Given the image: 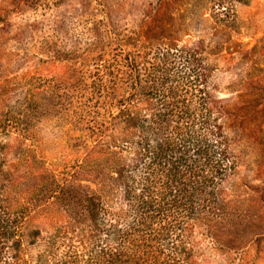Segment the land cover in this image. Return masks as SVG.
Wrapping results in <instances>:
<instances>
[{"label": "rangeland", "instance_id": "rangeland-1", "mask_svg": "<svg viewBox=\"0 0 264 264\" xmlns=\"http://www.w3.org/2000/svg\"><path fill=\"white\" fill-rule=\"evenodd\" d=\"M129 52L172 53L228 136L237 167L207 264H264V0H0V264L62 255L91 208L107 220L127 127L110 65Z\"/></svg>", "mask_w": 264, "mask_h": 264}, {"label": "trees", "instance_id": "trees-1", "mask_svg": "<svg viewBox=\"0 0 264 264\" xmlns=\"http://www.w3.org/2000/svg\"><path fill=\"white\" fill-rule=\"evenodd\" d=\"M110 67L125 83H114L112 91L123 92L113 105L127 127L117 150H109L115 177L110 192L120 196L108 201L107 220L91 208L87 238L67 244L62 255L59 245L48 244L39 260L207 264L201 245L217 240L216 228L226 217L224 184L237 167L219 116L213 115L214 100L193 79L177 75L182 72L170 52L144 58L129 52ZM136 100L149 106L135 110Z\"/></svg>", "mask_w": 264, "mask_h": 264}]
</instances>
